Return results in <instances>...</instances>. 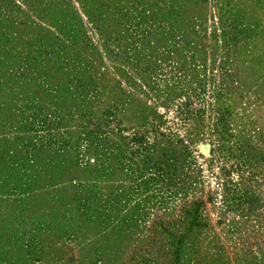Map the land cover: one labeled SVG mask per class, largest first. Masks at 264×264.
<instances>
[{
  "label": "rangeland",
  "instance_id": "374dc122",
  "mask_svg": "<svg viewBox=\"0 0 264 264\" xmlns=\"http://www.w3.org/2000/svg\"><path fill=\"white\" fill-rule=\"evenodd\" d=\"M0 264H264V0H0Z\"/></svg>",
  "mask_w": 264,
  "mask_h": 264
},
{
  "label": "trees",
  "instance_id": "16d2710c",
  "mask_svg": "<svg viewBox=\"0 0 264 264\" xmlns=\"http://www.w3.org/2000/svg\"><path fill=\"white\" fill-rule=\"evenodd\" d=\"M111 116H112L111 110L104 111V119H106V122L103 124L104 128L109 126V123L112 121ZM35 118L36 117H34V114H33L32 119L35 120ZM41 125H42V127H45L46 129L50 127V125L46 124V122H43ZM103 127L99 128L100 129L99 130V132H100L99 141L108 139V134L104 133L105 135L102 136V133L104 132V128ZM48 134H49V132H48ZM5 184H6V180L3 179L1 185L5 186ZM203 204H204V201L203 200H199L198 202H193L190 205V206H193V208H187L185 210L183 209L185 211L184 215H188V216L191 217L190 228H194V226H200V224L197 223V221H198L197 210L200 209ZM190 228H188V230H190ZM181 237L184 238L183 236H180V238ZM181 243L182 242H180L178 240V242H177V246L178 247L176 248V250L180 249Z\"/></svg>",
  "mask_w": 264,
  "mask_h": 264
}]
</instances>
